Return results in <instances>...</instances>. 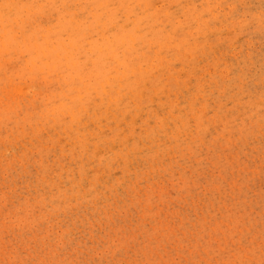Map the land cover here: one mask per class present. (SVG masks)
Instances as JSON below:
<instances>
[{"label":"rangeland","instance_id":"374dc122","mask_svg":"<svg viewBox=\"0 0 264 264\" xmlns=\"http://www.w3.org/2000/svg\"><path fill=\"white\" fill-rule=\"evenodd\" d=\"M0 264H264V0H0Z\"/></svg>","mask_w":264,"mask_h":264},{"label":"bare ground","instance_id":"6f19581e","mask_svg":"<svg viewBox=\"0 0 264 264\" xmlns=\"http://www.w3.org/2000/svg\"><path fill=\"white\" fill-rule=\"evenodd\" d=\"M143 76V75H142ZM139 80V79H138Z\"/></svg>","mask_w":264,"mask_h":264}]
</instances>
